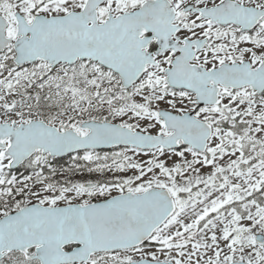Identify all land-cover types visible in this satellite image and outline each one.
Segmentation results:
<instances>
[{
	"label": "snow or ice",
	"instance_id": "6c2138e0",
	"mask_svg": "<svg viewBox=\"0 0 264 264\" xmlns=\"http://www.w3.org/2000/svg\"><path fill=\"white\" fill-rule=\"evenodd\" d=\"M0 264H264V0H0Z\"/></svg>",
	"mask_w": 264,
	"mask_h": 264
}]
</instances>
